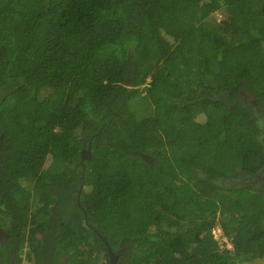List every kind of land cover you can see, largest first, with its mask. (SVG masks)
I'll return each mask as SVG.
<instances>
[{
	"label": "trees",
	"instance_id": "1",
	"mask_svg": "<svg viewBox=\"0 0 264 264\" xmlns=\"http://www.w3.org/2000/svg\"><path fill=\"white\" fill-rule=\"evenodd\" d=\"M260 171L264 0H0L1 264L251 260Z\"/></svg>",
	"mask_w": 264,
	"mask_h": 264
},
{
	"label": "rangeland",
	"instance_id": "2",
	"mask_svg": "<svg viewBox=\"0 0 264 264\" xmlns=\"http://www.w3.org/2000/svg\"><path fill=\"white\" fill-rule=\"evenodd\" d=\"M241 98L248 106H250V108L257 110L256 102L251 94H249L247 91L244 90L241 93ZM198 119H201V117L199 116ZM263 183H264V175L259 173L255 176H246L239 174L235 178L220 180V184L223 187H238V186H250V185L258 186V185H262ZM21 264H34V263H32L31 261H27L26 259L23 258Z\"/></svg>",
	"mask_w": 264,
	"mask_h": 264
},
{
	"label": "water",
	"instance_id": "3",
	"mask_svg": "<svg viewBox=\"0 0 264 264\" xmlns=\"http://www.w3.org/2000/svg\"><path fill=\"white\" fill-rule=\"evenodd\" d=\"M126 84L128 85V80H126ZM90 142L87 144V147L86 148H83L81 151H80V154H81V160L83 159H89L90 158ZM78 195H79V192H78ZM76 203L77 205L82 209V206L80 205L79 203V200H78V196H77V199H76ZM85 216V215H84ZM94 231V233H96L98 235V237L101 239V241L103 242V250L105 251V254L106 256L108 257V263L107 264H116L117 263V258L119 256V254H116L109 242L107 241L106 238H104V236L96 229H94L93 227H91ZM235 264H264V252L258 256V257H255L251 260H245V261H241V262H238V263H235Z\"/></svg>",
	"mask_w": 264,
	"mask_h": 264
},
{
	"label": "flooded vegetation",
	"instance_id": "4",
	"mask_svg": "<svg viewBox=\"0 0 264 264\" xmlns=\"http://www.w3.org/2000/svg\"><path fill=\"white\" fill-rule=\"evenodd\" d=\"M259 174H263L264 175V172L263 171H260V172H258ZM257 173V174H258ZM257 174H255V175H257ZM241 175H245V174H242L241 173ZM255 175H246V176H255ZM233 178V177H232ZM228 179H231V178H228ZM220 180L221 179H217L216 180V182H219L220 183ZM222 180H226V179H222ZM264 184V183H263ZM262 184V185H263ZM250 186H252V187H259V186H261V185H258V186H253V185H250ZM98 236V235H97ZM4 237H7V232L2 228V227H0V242L2 241V238H4ZM105 238V237H104ZM100 239V238H99ZM100 242H101V244L103 243L102 241H101V239H100ZM103 245V244H102ZM10 246H11V244H8V245H6V250L8 249V248H10ZM102 249H103V247H101ZM103 251V250H102ZM116 254H119L118 253V251H114ZM8 254L9 255H7L8 256V258H9V260H10V262H8L7 264H14V263H17V262H15L14 261V259L12 258V252H8ZM103 255L105 256V259H104V262H103V264H107L108 263V257L106 256V254H105V251H103ZM21 256H23V258H24V253H21ZM119 257H120V254H119V256H118V258H117V263H118V259H119ZM2 253H1V251H0V264L2 263ZM23 261V260H22ZM116 263V264H117Z\"/></svg>",
	"mask_w": 264,
	"mask_h": 264
},
{
	"label": "built area",
	"instance_id": "5",
	"mask_svg": "<svg viewBox=\"0 0 264 264\" xmlns=\"http://www.w3.org/2000/svg\"><path fill=\"white\" fill-rule=\"evenodd\" d=\"M211 233L214 239H216L219 248L224 250H233L234 247L232 241L224 235L220 226H214Z\"/></svg>",
	"mask_w": 264,
	"mask_h": 264
}]
</instances>
